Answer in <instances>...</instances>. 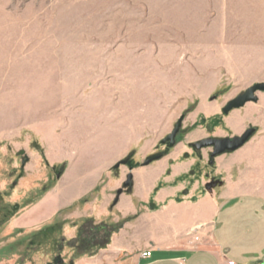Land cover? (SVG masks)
Instances as JSON below:
<instances>
[{"label":"rangeland","instance_id":"obj_1","mask_svg":"<svg viewBox=\"0 0 264 264\" xmlns=\"http://www.w3.org/2000/svg\"><path fill=\"white\" fill-rule=\"evenodd\" d=\"M248 3L251 0H0V99L14 96L9 115L13 125L21 127V133L19 128L12 129L18 132L17 140L0 142V264H74L78 258L97 254L126 221L137 217L77 216L87 196L45 224L10 227L15 219L20 225L49 209L50 201H45L22 215L60 182L66 168V160L60 157H73L87 146L96 161L107 159L108 154L96 148L104 146L97 136L113 122L110 114L125 112L135 117L150 111L148 99L155 91L175 87L177 79L190 78L195 64L218 58L215 53L195 52L204 43H215L214 34L236 27L264 30V22L252 21L253 11L257 16L264 8ZM232 61L230 68L220 67L219 82L210 93L221 106L219 112L195 119L192 105L173 112L171 126L152 144L157 150L145 158L169 152L171 148H160L159 142L181 115L185 118L176 143L185 146L193 139L231 137L256 128L248 143L216 156L211 164L210 148L197 154L204 162L205 188L216 194L245 191L248 184L236 182L237 174L245 169L242 159L264 147V92L256 93L257 102L226 115L221 111L249 86L264 81V49L250 61L257 66L249 77H242ZM237 121L240 127L234 130L231 125ZM4 127L1 121L0 128ZM76 133L81 142L75 140ZM20 151L28 158L24 165ZM133 153H128L131 160ZM241 153L242 159L236 157ZM260 161L262 171L264 152ZM259 185L264 188V184L253 187ZM62 186H55L50 198ZM147 207L156 208L152 200ZM196 227L198 231L204 226ZM210 235L207 229L203 237ZM185 240L194 245L189 236Z\"/></svg>","mask_w":264,"mask_h":264},{"label":"crops","instance_id":"obj_2","mask_svg":"<svg viewBox=\"0 0 264 264\" xmlns=\"http://www.w3.org/2000/svg\"><path fill=\"white\" fill-rule=\"evenodd\" d=\"M247 6L264 8V0H251ZM254 13L255 21H252L263 23V9V14L255 16ZM214 35L217 37L215 43H199L201 49L195 52L215 53L218 55L215 61L197 62L199 66H193L194 73H190L189 79L183 82L177 79L175 87L155 91L148 99L152 109L145 114L135 117L125 112L110 114L113 122L107 124L104 134L97 136L104 146L102 150L96 148L98 152L108 154L107 159L96 161L87 146H82L73 157H60L66 160L59 182L64 186L50 198L52 191L57 189V183L25 208L22 215L29 214L45 201H50L49 209L33 217V221L29 219L20 225L15 219L10 227L40 226L51 221L59 211L78 206L79 200L88 196L77 210V216L99 219L107 215L113 220L132 215L137 217L126 221L97 254L78 258L74 264H264V188L261 185L253 187L254 184H264V169L261 171L263 164L260 161L264 147L261 150L257 147L243 159L242 153L236 155L242 159L245 168L237 174L236 182L248 184L245 191L236 194H216L205 188L204 162L188 148L189 142L186 146L178 142L167 154L143 165L146 156L157 150L152 145L156 136L166 133L171 126L173 112L189 105L194 106L191 112L194 119L219 112L221 106L210 93L219 82L220 67L230 68L233 60L240 67L242 77H249L257 66L250 65V61L260 57V51L264 49L263 29L256 26L255 30L248 31L236 27ZM234 37L236 41H231ZM14 105L13 95L0 99V122L5 125L0 128V142L17 140L18 132L12 129L19 128L21 133V127L13 125L9 115ZM1 110H7V113ZM251 111L256 110L252 108ZM240 123L237 121L231 126L237 130ZM74 137L81 142L79 133ZM159 146L162 148L160 143ZM131 151L134 152L132 161L137 164L135 167L120 165L115 173L110 171ZM128 173L132 175V189L123 191L112 206L115 192L121 188ZM151 200L156 207L154 210L147 207ZM196 226L204 227L197 232L199 241L189 246L185 236ZM207 229L211 235L203 237ZM144 233L152 235L143 236ZM145 251H150L149 257L141 255Z\"/></svg>","mask_w":264,"mask_h":264},{"label":"water","instance_id":"obj_3","mask_svg":"<svg viewBox=\"0 0 264 264\" xmlns=\"http://www.w3.org/2000/svg\"><path fill=\"white\" fill-rule=\"evenodd\" d=\"M257 92H264V82L255 83L245 89L243 92L238 94L236 97L229 100L225 106L222 108V113L224 115L228 114L233 109H238L244 106L248 102H256L257 101ZM183 115L179 116L171 131L166 134L161 140L160 145L167 146L169 148L173 147L177 142V135L180 132L182 126ZM256 132V128L250 127L244 130L240 135H235L231 137H204L198 141L189 143V146L195 151V153H199V151L203 148H210L211 152L208 154L209 164L212 163V160L223 153L233 152L242 147ZM19 155H23L24 159L21 164L24 165L28 158L25 156L23 151L18 153ZM161 155H157L153 158H148L143 161V165H147L153 160L159 159ZM126 159H123L117 162L113 167L117 169L120 165H125ZM132 175L128 173L125 177V180L122 183L121 188L116 190L115 199L113 203L117 201L118 196L123 192H129L132 189Z\"/></svg>","mask_w":264,"mask_h":264},{"label":"built area","instance_id":"obj_4","mask_svg":"<svg viewBox=\"0 0 264 264\" xmlns=\"http://www.w3.org/2000/svg\"><path fill=\"white\" fill-rule=\"evenodd\" d=\"M197 229L198 227H195L193 229H191L188 233H187V236H189V243H196L199 241V237L197 235ZM141 255L143 257H149L150 256V251H145V252H142Z\"/></svg>","mask_w":264,"mask_h":264},{"label":"trees","instance_id":"obj_5","mask_svg":"<svg viewBox=\"0 0 264 264\" xmlns=\"http://www.w3.org/2000/svg\"><path fill=\"white\" fill-rule=\"evenodd\" d=\"M157 155H161V156H162V154H154V155H151V156L148 157V158H153V157H155V156H157ZM148 158H147V159H148ZM123 159H126V164H125V165H127L129 168L135 167V166L137 165V164H135V163L132 162L130 154H129L127 157L123 158ZM123 159H122V160H123ZM111 169H112V170H116V169H114V167H112ZM82 201H84V200H82ZM13 208H14V211H15V210L17 209V205H14ZM45 227H46V226L42 227V228L39 230V232L42 231V230H44ZM102 227H103V225H100V228H101V229H102ZM45 229H46V228H45ZM108 241H109V240H107L106 243H108ZM106 243H105V244H106Z\"/></svg>","mask_w":264,"mask_h":264},{"label":"flooded vegetation","instance_id":"obj_6","mask_svg":"<svg viewBox=\"0 0 264 264\" xmlns=\"http://www.w3.org/2000/svg\"><path fill=\"white\" fill-rule=\"evenodd\" d=\"M114 199H115V197H114ZM116 203H117V201L115 203H113V201H112V206H114Z\"/></svg>","mask_w":264,"mask_h":264}]
</instances>
